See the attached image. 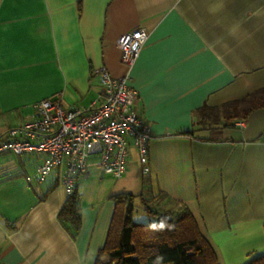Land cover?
<instances>
[{
    "label": "crops",
    "instance_id": "1",
    "mask_svg": "<svg viewBox=\"0 0 264 264\" xmlns=\"http://www.w3.org/2000/svg\"><path fill=\"white\" fill-rule=\"evenodd\" d=\"M140 27L148 36L128 85L150 133L146 182L132 141L119 178L88 157L72 238L56 173L25 179L43 156L0 154V264H94L119 193L154 210L184 205L218 264L264 254V106L228 123L195 119L264 88V0H0V134L43 99L87 108L96 70L125 72L117 37Z\"/></svg>",
    "mask_w": 264,
    "mask_h": 264
},
{
    "label": "built area",
    "instance_id": "2",
    "mask_svg": "<svg viewBox=\"0 0 264 264\" xmlns=\"http://www.w3.org/2000/svg\"><path fill=\"white\" fill-rule=\"evenodd\" d=\"M148 36L140 27L120 34L116 45L125 72L112 77L103 67L96 70L100 91L87 107L64 109L53 98L33 105L30 117L0 134V154H41V162L26 181L42 183L57 172L66 196L87 167V159L97 156L103 173L123 175L129 155V142L136 149L141 174L149 171L148 126L137 111V91L128 85L130 70ZM242 125V122L238 123Z\"/></svg>",
    "mask_w": 264,
    "mask_h": 264
},
{
    "label": "trees",
    "instance_id": "3",
    "mask_svg": "<svg viewBox=\"0 0 264 264\" xmlns=\"http://www.w3.org/2000/svg\"><path fill=\"white\" fill-rule=\"evenodd\" d=\"M258 106H264V88L221 107L201 106L195 111V119L203 126L216 124L221 119L228 123ZM147 175H143L145 182ZM55 179V183H59L57 172ZM76 180L72 193L66 196L58 212L60 222L72 238L76 237L80 228ZM137 196L144 209L155 217V222L144 224L131 221L134 195L119 193L111 196L113 211L94 264H218L213 249L199 233L184 205L173 202L171 207L154 210L150 207L151 200L141 194ZM245 264H264V254Z\"/></svg>",
    "mask_w": 264,
    "mask_h": 264
},
{
    "label": "rangeland",
    "instance_id": "4",
    "mask_svg": "<svg viewBox=\"0 0 264 264\" xmlns=\"http://www.w3.org/2000/svg\"><path fill=\"white\" fill-rule=\"evenodd\" d=\"M131 221L135 223H154L155 217L144 209V205L140 202L138 198L135 199L133 207L130 214Z\"/></svg>",
    "mask_w": 264,
    "mask_h": 264
}]
</instances>
